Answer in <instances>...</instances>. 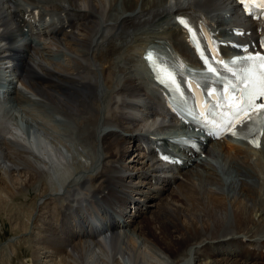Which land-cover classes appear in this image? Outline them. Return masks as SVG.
Instances as JSON below:
<instances>
[{
    "label": "bare ground",
    "instance_id": "1",
    "mask_svg": "<svg viewBox=\"0 0 264 264\" xmlns=\"http://www.w3.org/2000/svg\"><path fill=\"white\" fill-rule=\"evenodd\" d=\"M42 5L50 9L45 11ZM27 8L29 13L38 10L47 36L79 27L81 34L70 31L63 35L70 52H62L64 64L48 53L37 59L31 44L22 48L18 44L22 33L12 17ZM179 11L208 15L221 34L237 21L246 23L233 0H0V90L11 101L13 113L10 111L7 119L15 127L4 132L17 138L19 144L18 149L14 145L10 150L0 138V169L9 177L14 168L16 173L28 169L25 186H34L50 173L49 164L39 158L40 152L44 154L43 137L47 135L58 142L53 146L59 160L74 173L64 190L72 189L81 179L99 209L118 216L125 213L124 203L134 195L145 205L158 203L151 218L138 209L132 219L125 218L116 229L100 231L89 239L74 234L61 213L66 230L63 235L49 222L43 229L50 232L48 235L39 231L45 236L38 243L45 249L41 255L48 258L46 264H57L51 257L63 254L61 264H264V202L256 189L259 172L263 173L264 189V131L258 149L226 142L234 149L230 155L222 141L210 144L204 158L180 171L181 180L158 173L154 160L136 150V140L147 137L139 115L154 119L155 106L152 94L145 93L133 74L132 65L139 64L145 45L156 39L167 41L180 56L193 60L174 21ZM45 18L49 23L43 21ZM246 26L247 30L252 28L250 23ZM141 67L145 71L144 65ZM20 79L28 87L18 83ZM17 83L22 88L20 93ZM114 95L131 99H116ZM136 96L143 97L145 108L132 100ZM19 141L30 146L26 148ZM129 150L136 152L132 160L137 167L131 169L118 163ZM96 151L98 157H94ZM248 156L253 157L252 162ZM152 176L153 183L149 181ZM170 180L177 183L172 187ZM3 181L0 178V191L10 195L12 187ZM43 190L52 195L53 189ZM167 190L169 195L162 199ZM53 195L59 193L55 190ZM216 198L231 201L226 205L215 202ZM63 207L70 208L66 204ZM76 239L83 242H74ZM37 262L44 261L37 258Z\"/></svg>",
    "mask_w": 264,
    "mask_h": 264
},
{
    "label": "rangeland",
    "instance_id": "2",
    "mask_svg": "<svg viewBox=\"0 0 264 264\" xmlns=\"http://www.w3.org/2000/svg\"><path fill=\"white\" fill-rule=\"evenodd\" d=\"M78 30L79 29H77L75 32L81 34V31L79 32ZM62 38H65V36L61 37V39L58 40L59 41L58 43H60L61 46L63 45V47H61L59 45H56V46L61 47L62 52L68 54L70 52H67L68 46H66V44H65V42L68 39L62 40ZM38 41L41 44L40 49L38 50V56L40 55L41 52H43V50H45L42 54L48 53L50 56H52L53 59L56 58V59H58V61H60L64 64V55L61 54L63 56L62 57V56H60V53H56V52H53L51 50H46V46H45V44H43L42 40H38ZM62 41H64V42H62ZM68 42L70 43L71 41H68ZM37 46H38V44H37ZM52 48H56V47L53 46ZM77 48L82 49L80 47H77ZM66 62H68V61H65V64H66ZM2 66H3V62L1 61L0 62V68L1 69H2ZM101 81H102V79H101ZM135 98L136 97H133L132 100L137 101L139 99V98H136V99ZM10 104H11L10 100H8V101L5 100V101H3L2 104L0 103V121H1L0 122V138L3 137V143L5 145L8 144L7 146L9 148H11L10 150H13V147H15V146H16L15 148L18 149V147H17L18 143L16 141L17 139L16 140L13 139L15 137L11 136L10 134L8 135L4 132V130H6L7 128L11 129V131L15 128L14 126H12V124L7 119L8 116L11 114L10 111H12V113H13V110H12ZM138 104L140 105L139 102H136V105H138ZM9 108H10V110H9ZM139 109L141 111H143V108H139ZM133 110H135V109H133ZM15 114L17 115V113H14L13 116H16ZM138 115L139 114L137 113V115H135V117L137 118ZM139 116H140V120H141V121H139V123H141V128L145 129V128H147L153 124L151 119H148L147 116H145V117H142L143 115H139ZM18 118H20V117L18 116ZM150 127H152V126H150ZM145 130H147V129H145ZM10 136L12 137L11 143L10 142H9L10 144L5 143L6 140L9 141ZM43 138H44L43 140L45 141V144H43L45 150H44V154L42 152H40L39 158L41 160H44V162H47L49 164L48 166L51 167V169L48 170V171H50V173L48 172V174L44 175V177L42 178L43 183H40L42 181V180H40L38 183H35L34 186H30V187L26 188L25 185H26L27 178H28L27 174H30V171L28 169H24V168L21 169L20 170L21 174H20V173L14 172V170H16L14 168V169H12V171H10L11 172L10 174H13V175H11L12 177L7 176L8 174L5 173L3 171V169H0V178H2V180H4L3 182H5L8 187H12L10 189L13 190L10 195H8V193L5 191L4 192L0 191L1 192L0 193V195H1L0 196V201H1L0 202V264H36L35 262H37V258L41 259V261H44L43 263L37 262V264H40V263L46 264V262H48L46 259H48V258H44L46 256H44L43 254L41 255V252L45 251V249H40L41 246L38 243V239L40 237H45V236H42L41 235L42 233H40L39 231L40 230L44 231L46 228L45 223L49 222V225L50 224H52L53 226L57 225V229H58L59 233L61 235H63L64 228L62 226H60V224L58 223L59 218H60V214L63 210V206L66 204L70 207L69 210L71 212H75L77 210L79 202L81 201L80 200V194L77 193V189L79 186H81L82 183H78V185L76 184L72 189H66L68 191L64 190L65 184L73 178L74 173H72L71 168L67 167L64 163H62V159L59 160L60 156L57 153V151L55 150V146H53V143L58 144V142L56 140H53L51 136L45 135ZM20 143L24 144L22 142H20ZM132 147H133V144H131L129 148L131 149ZM97 149L100 150L99 147H97ZM97 151H96V154L94 155V157H98L99 151L98 152ZM130 151H128V153H126V155H124L125 158H122V160L119 162L120 164L127 165L126 167L128 169L137 167L134 164L135 160H132L133 157L135 156V153L132 151L130 152ZM80 159L84 160L83 157H80ZM1 161H2V159H1ZM252 161H253V159H252ZM6 165H8V164H6ZM180 176L182 178V175H180ZM51 178H52V180H51ZM48 180L50 182H52L51 183L52 186ZM10 181H11V183H10ZM176 183H177V181H175V183L173 185L171 184V186L173 187ZM62 186H64V187H62ZM82 187H86V186H84L82 184ZM45 188L47 190L53 189V192H55V190H56L60 196L59 195L58 196L53 195V192H52V195H46L49 191L45 193L44 192L45 190H43ZM169 193H170V191L167 190V193L165 192V194L162 196V199L167 197L169 195ZM54 197H55V199H54ZM64 198H65V200H64ZM261 198H263V197L261 196ZM73 199H75V200H73ZM60 200L62 203H60ZM218 200H220V199L216 198L215 202H217ZM229 201H231V199L220 200V202H223L226 205H228ZM72 202H73V204L71 205ZM81 203H82V201H81ZM59 204H60V206H58ZM157 204L158 203H156L155 205H157ZM147 205H148V210L146 211V215L148 218H151L149 216H151L152 211L154 212L157 209V207H155V205H153V203L151 205H150V203H148ZM61 207H62V209H61ZM27 212H28V214H27ZM146 215H144V216H146ZM44 233H45V231H44ZM49 233L50 232H46L45 234L48 235ZM52 235L53 234H51V236ZM225 239H227V238H224V240ZM78 241L83 242L81 240H74V242H78ZM47 249H48V247H47ZM36 255H37V257H36ZM38 255L40 256V258L38 257ZM63 255H65V254H63ZM63 255H54L53 257H51V259L55 263L61 264V259L63 258ZM67 255L68 254H66V256ZM153 258H152V260H154ZM69 260H70V262H73L71 260V258H69ZM158 260H159L158 258L155 259L156 263L158 262ZM158 263L160 264V262H158ZM49 264H52V263H49Z\"/></svg>",
    "mask_w": 264,
    "mask_h": 264
},
{
    "label": "snow or ice",
    "instance_id": "3",
    "mask_svg": "<svg viewBox=\"0 0 264 264\" xmlns=\"http://www.w3.org/2000/svg\"><path fill=\"white\" fill-rule=\"evenodd\" d=\"M252 2L253 0H241L242 5ZM255 2L264 7V0H255ZM179 22L187 28L182 19ZM246 59L251 63L246 65L245 72L242 75L241 82L244 84L242 95L233 101L229 111L224 113L216 122L218 131L215 135L217 138L227 134L238 136L239 132L254 117H264V102L257 103V100L264 98V70L256 74L258 79L252 78L257 65L260 69H264V56H257L255 60L251 56ZM230 63L235 65L238 61L233 60ZM209 71H212V69L209 68ZM170 82L174 83V81ZM253 146L259 147L260 145L258 142L253 141Z\"/></svg>",
    "mask_w": 264,
    "mask_h": 264
}]
</instances>
